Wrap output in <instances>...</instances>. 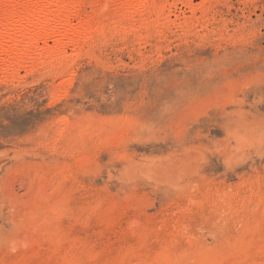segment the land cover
I'll return each mask as SVG.
<instances>
[{
  "label": "rangeland",
  "instance_id": "rangeland-1",
  "mask_svg": "<svg viewBox=\"0 0 264 264\" xmlns=\"http://www.w3.org/2000/svg\"><path fill=\"white\" fill-rule=\"evenodd\" d=\"M143 1L0 72V264H264V0Z\"/></svg>",
  "mask_w": 264,
  "mask_h": 264
},
{
  "label": "bare ground",
  "instance_id": "bare-ground-1",
  "mask_svg": "<svg viewBox=\"0 0 264 264\" xmlns=\"http://www.w3.org/2000/svg\"><path fill=\"white\" fill-rule=\"evenodd\" d=\"M93 1L99 7L98 13L115 20L119 28L132 31L150 20L170 24V15L177 9L175 3L150 6L143 0ZM84 4L85 0H0V72L12 77L22 68L32 69L38 63H50L56 73L64 74L69 61L67 49L82 46L100 30L82 14ZM186 7L191 12L189 18H194L193 6L186 4ZM50 40L52 46L48 45Z\"/></svg>",
  "mask_w": 264,
  "mask_h": 264
}]
</instances>
